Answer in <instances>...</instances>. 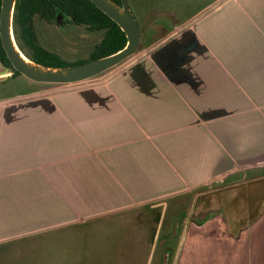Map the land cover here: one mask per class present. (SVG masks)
Segmentation results:
<instances>
[{"label": "crops", "instance_id": "obj_1", "mask_svg": "<svg viewBox=\"0 0 264 264\" xmlns=\"http://www.w3.org/2000/svg\"><path fill=\"white\" fill-rule=\"evenodd\" d=\"M147 47L110 91L69 96L50 114L0 107V243L85 221L105 228L190 193L191 205H173L186 214L162 242L167 264L216 254L264 264V243L253 263L246 242H264V0H216ZM146 214L154 253L173 223L165 233V216Z\"/></svg>", "mask_w": 264, "mask_h": 264}, {"label": "rangeland", "instance_id": "obj_2", "mask_svg": "<svg viewBox=\"0 0 264 264\" xmlns=\"http://www.w3.org/2000/svg\"><path fill=\"white\" fill-rule=\"evenodd\" d=\"M215 1L127 0L140 32L139 46L134 56L93 79L76 84L42 85L33 83L23 76H18L14 80L0 81V107L1 109H9V106H23L21 110L38 107L45 114H50L57 111V106L71 101L66 100L69 96L83 97L85 95H94L95 91H110L115 78L125 76V72L129 70V67L143 59L149 58L148 56L154 50L152 48L148 49L147 46L152 41H156L167 36L170 32L178 30L200 11L208 9ZM168 11L171 16L165 17ZM58 25L45 28L44 25L42 27L38 25L40 41L43 47L58 54L68 64L85 61L92 47L102 36L101 33L89 32L83 27H77L72 24ZM4 117L5 115L1 119H4ZM208 188L199 189L198 192ZM205 197L209 201L211 200L208 196ZM191 200L192 196L190 193L160 200L140 208V213L143 212L141 217H137L132 212V216L128 220H116L105 228L100 227L97 224V220L85 221L77 225L36 232L19 239L2 242L0 243V264H158L160 260L162 261L164 255V252H160L162 240L158 242V246L156 245V249L152 253V244L149 239L152 238L155 230L142 226L146 211L148 212L146 215L151 216V221L154 222L160 216H165L166 223H168L165 226L166 229L164 230L163 228L165 233L170 231L173 223V229L170 232L172 235L176 231L174 227L178 219L183 214H186L185 211L183 212V207L178 208L181 212H174L173 205H185L186 203L191 205ZM210 202L213 203V201ZM207 204V200L203 199V197L194 204V210L199 211L200 218H203V213L209 210ZM154 207L157 213L153 211ZM215 207L222 209L220 206ZM105 220L103 219L100 222ZM201 221L203 220L200 219ZM197 222L200 223L199 221ZM263 223L260 224L259 228L263 227L264 229ZM95 232L100 233V235L97 238H89V235ZM255 233L256 231L253 232L254 235ZM175 241L173 246L168 249L170 252L169 262L174 256ZM221 242L225 245H221L224 252L220 247V251L217 252L225 253L227 252L226 241ZM246 242H248V255L255 263L253 243L264 242L256 239H247ZM244 244L238 245L239 249ZM220 256L221 254H216L217 258H220ZM219 258L214 259V262H205L201 258L198 264H227L226 254H222V259Z\"/></svg>", "mask_w": 264, "mask_h": 264}, {"label": "water", "instance_id": "obj_3", "mask_svg": "<svg viewBox=\"0 0 264 264\" xmlns=\"http://www.w3.org/2000/svg\"><path fill=\"white\" fill-rule=\"evenodd\" d=\"M111 21L126 37L124 48L111 55L67 67H47L27 59L17 47L13 35V13L16 0H1L0 5V43L12 68L27 80L42 85H69L93 79L124 63L136 54L140 41L137 22L131 13L127 0H120V5L111 0H88ZM58 22L61 16H58ZM5 69L0 64V81L4 79ZM176 229V225L174 227ZM173 234L162 242H169ZM161 264H167L164 253Z\"/></svg>", "mask_w": 264, "mask_h": 264}, {"label": "trees", "instance_id": "obj_4", "mask_svg": "<svg viewBox=\"0 0 264 264\" xmlns=\"http://www.w3.org/2000/svg\"><path fill=\"white\" fill-rule=\"evenodd\" d=\"M111 1L120 5V0ZM58 16L69 19L68 22L71 24L86 27L89 32H101V38L92 47L85 61L68 64L58 54L35 42L32 18L37 17L49 23H58ZM13 29L18 45L22 39L32 51L25 55L26 58L47 67L80 65L116 53L126 45V37L120 28L88 0H16ZM0 62L13 73V77L20 76L12 68L1 43Z\"/></svg>", "mask_w": 264, "mask_h": 264}, {"label": "flooded vegetation", "instance_id": "obj_5", "mask_svg": "<svg viewBox=\"0 0 264 264\" xmlns=\"http://www.w3.org/2000/svg\"><path fill=\"white\" fill-rule=\"evenodd\" d=\"M32 21H33V27H32V30H33V35H34V39H35V42L38 44V45H41L42 46V43H41V41H40V34H39V31H38V25L39 26H43L44 25V28L45 27H50V26H55V25H58V26H63V25H65V24H67V25H69V24H71L70 22H68L69 21V19H67V18H65V17H63V18H61V20H60V22H58V23H49V22H46V21H44V20H42V19H39V18H37V17H33L32 18ZM72 25H74L73 23H72ZM74 26H77V27H83V26H78V25H74ZM12 28H13V26H12ZM83 28H85L86 29V27H83ZM87 30V29H86ZM97 33H101V32H97ZM13 35H14V38H15V34H14V29H13ZM101 35V34H100ZM44 37H45V35H44ZM15 41H16V44H17V47L19 48V50L24 54V55H26V54H30L32 51H31V49H30V47H28L27 46V44L24 42V40H22V39H20V45H18V42H17V40H16V38H15ZM43 47V46H42ZM45 48V47H44ZM0 64H1V67L3 68V69H5V75H3V76H5L4 77V79L2 80V82L3 81H6V80H14L15 78H17V77H13V73L8 69V68H6L1 62H0ZM21 76V75H20Z\"/></svg>", "mask_w": 264, "mask_h": 264}]
</instances>
